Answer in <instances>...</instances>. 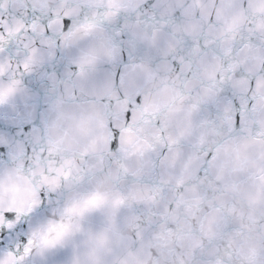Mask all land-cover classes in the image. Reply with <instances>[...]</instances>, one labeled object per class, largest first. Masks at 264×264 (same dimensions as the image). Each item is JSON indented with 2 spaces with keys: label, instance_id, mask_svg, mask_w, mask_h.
<instances>
[{
  "label": "snow or ice",
  "instance_id": "1",
  "mask_svg": "<svg viewBox=\"0 0 264 264\" xmlns=\"http://www.w3.org/2000/svg\"><path fill=\"white\" fill-rule=\"evenodd\" d=\"M0 264H264V0H0Z\"/></svg>",
  "mask_w": 264,
  "mask_h": 264
}]
</instances>
